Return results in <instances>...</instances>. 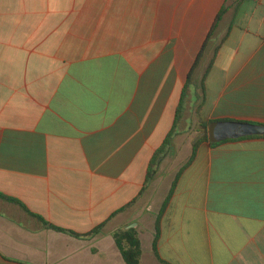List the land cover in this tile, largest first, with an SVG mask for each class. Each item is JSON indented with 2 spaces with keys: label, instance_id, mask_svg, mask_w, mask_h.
Listing matches in <instances>:
<instances>
[{
  "label": "crops",
  "instance_id": "1",
  "mask_svg": "<svg viewBox=\"0 0 264 264\" xmlns=\"http://www.w3.org/2000/svg\"><path fill=\"white\" fill-rule=\"evenodd\" d=\"M210 119L264 124V0H0V193L64 230L0 198V264H127L122 228L140 264H264V134Z\"/></svg>",
  "mask_w": 264,
  "mask_h": 264
},
{
  "label": "trees",
  "instance_id": "2",
  "mask_svg": "<svg viewBox=\"0 0 264 264\" xmlns=\"http://www.w3.org/2000/svg\"><path fill=\"white\" fill-rule=\"evenodd\" d=\"M226 12V6H224L222 8V10L220 11V13L216 16L214 23L212 25V30L210 35L208 36V38H210L211 34L213 33V31L217 28L220 20L222 19L224 13ZM207 42L204 46V48L202 49L201 53L199 54L197 60H196V64L198 63L199 59L201 58V56L204 54L205 48H206ZM218 49H216V53H217ZM213 61L214 59L211 61L210 66L208 67L204 79L207 78L208 76V72L210 71L212 65H213ZM221 122H229L228 119H210L208 121H205L202 123V127L205 130V137L204 140L205 141H209L211 143L212 147H217L220 146L222 144L227 143L228 141H230V139H225V140H221L218 141L216 140L213 135H211L210 132L213 133V130L215 128V126ZM254 124L256 126H260V127H264V124H255V123H251ZM174 135V129L170 132V134L168 135V137L166 138V140L164 141L162 147L155 153V155L153 156L151 163H150V167L148 170V175H147V179L151 178V176L154 174L155 172V167L157 166V164L159 163L160 159H161V154H163L165 148L167 147V145L170 143L172 137ZM255 134L252 135H247L246 137H251L254 136ZM0 198L3 199L6 202L18 205L20 207H22L26 212H28L31 216L37 218L44 226L46 227H51L54 228L58 231H64L61 228L58 227H54L49 225L41 216H38L36 214L31 213L26 206H24V204H22L19 200L6 196L4 194L0 193ZM124 208H121L120 210H118V212L122 211ZM101 227H97L93 233H96L100 230ZM72 234H75L73 232H70ZM114 238L116 241V244L119 248V250L121 251L125 261L127 262V264H140L141 261V257H142V247H141V242H140V238H139V233L137 231L136 228H122V229H118L114 232ZM159 238V230L157 229L156 232V236H155V241H154V246H156L157 243V239Z\"/></svg>",
  "mask_w": 264,
  "mask_h": 264
},
{
  "label": "water",
  "instance_id": "3",
  "mask_svg": "<svg viewBox=\"0 0 264 264\" xmlns=\"http://www.w3.org/2000/svg\"><path fill=\"white\" fill-rule=\"evenodd\" d=\"M252 134H264V127L244 122H221L213 130V137L218 140L236 139Z\"/></svg>",
  "mask_w": 264,
  "mask_h": 264
},
{
  "label": "rangeland",
  "instance_id": "4",
  "mask_svg": "<svg viewBox=\"0 0 264 264\" xmlns=\"http://www.w3.org/2000/svg\"><path fill=\"white\" fill-rule=\"evenodd\" d=\"M221 76H222V75H218L219 78H221ZM209 102H210V101H209ZM206 110H207V109H206ZM210 133H211V135H212V132H210Z\"/></svg>",
  "mask_w": 264,
  "mask_h": 264
}]
</instances>
